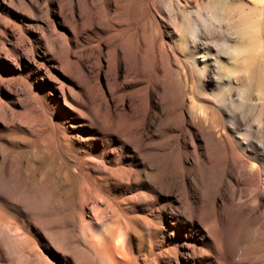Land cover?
I'll use <instances>...</instances> for the list:
<instances>
[{
  "label": "rangeland",
  "instance_id": "rangeland-1",
  "mask_svg": "<svg viewBox=\"0 0 264 264\" xmlns=\"http://www.w3.org/2000/svg\"><path fill=\"white\" fill-rule=\"evenodd\" d=\"M215 2L185 0L177 7L165 0H0V144L11 167L1 173L9 183L0 189L8 201L0 202V264H25L31 248L46 258L62 248L69 236L60 231L67 203L54 180L67 169L75 172L70 183L76 192L87 190V219L97 203L114 240L121 241L127 217L162 215L169 225L190 216L183 185L188 173L172 170L152 152L159 147L178 152L196 170L198 156L209 152L201 130L208 124L199 123L197 130L184 134L177 108L182 96L206 107L211 92L197 79L179 74L172 55L179 48L182 22L193 21L197 10ZM254 2L233 0L228 20L215 26L211 36L225 63L236 56L225 49V41L231 46L247 42L241 29L259 13L252 10ZM262 93L264 73L259 69L233 92L235 98L248 99L242 115L254 130L264 121L258 117ZM152 94L162 111L150 106ZM259 136L264 141V131ZM33 148L41 150L36 159ZM153 164L165 169L157 199L148 191L155 175L143 167ZM122 168L143 173L139 180L145 187L127 186ZM51 179L54 196L49 200L45 192ZM191 198L198 200L197 195ZM221 216L223 254L238 261L237 222L229 211ZM170 227L162 247L146 243L140 252L135 243L133 254L140 252L145 261L164 250L167 262L177 257L179 264H194L184 245L192 223Z\"/></svg>",
  "mask_w": 264,
  "mask_h": 264
},
{
  "label": "bare ground",
  "instance_id": "bare-ground-1",
  "mask_svg": "<svg viewBox=\"0 0 264 264\" xmlns=\"http://www.w3.org/2000/svg\"><path fill=\"white\" fill-rule=\"evenodd\" d=\"M165 1L173 2L177 7L185 3V0H176L175 3L174 0ZM232 1L216 0L209 6L211 8H206L205 11L203 8L197 10L193 21H183L182 33L178 35L179 48L177 47L172 55L177 61L179 74L197 79L205 92H211V99H206V107H197L193 100L182 96L177 108L182 116L184 134L197 130L199 123L208 124L207 128L201 129L207 135L208 154L198 156L200 169L196 170L188 159L178 152L160 147L152 152L154 159L169 163L172 170L188 173L187 177H183V185L192 211L190 216L177 217L169 225L165 224L162 215L127 217L128 223L121 235L123 245L118 244L121 241L114 240L112 233L103 226L105 213L97 203L93 202V215L87 219V190L77 193L70 183V179L75 177V172L70 169L60 171L56 173L54 181L59 183L67 203V217L60 231H65L69 236L63 242L62 248L57 253L49 251L47 258L37 254L36 248L30 247L26 253L25 264H179L174 255L171 263L167 262L164 250L148 256L145 261L140 260V252L146 243L152 246H158L161 242L164 244L167 233L171 234L170 225L178 227L184 220L192 223L189 235L185 236L186 241L183 242L189 247L194 264H264V141L259 136L260 130L264 131V121L261 120L258 130L247 126L242 112L243 108L248 106V99L244 96H233L237 84L248 80L254 69L264 73V4H257L260 0H255L252 10L259 13L241 29L242 36L247 40L245 44L240 42L231 46L228 41L224 42L225 49L236 54L234 59H227L225 63V57L217 51V45L211 35L217 23L228 20ZM222 70H226L227 74L222 73ZM260 100L262 107L258 117L262 118L264 93ZM150 106L155 111L163 110L158 98L153 94L150 96ZM219 124L223 125L222 130L218 129ZM39 153L40 148H35L32 157L36 159ZM160 166L143 165L146 172L155 175L148 190L152 194L150 197L154 199L158 197V184L163 180L165 170ZM10 168L4 146L0 144L2 190L9 182L1 177V173L6 175ZM119 171L126 177L127 186L137 183L139 187H145L139 180L143 173L140 175V172L132 168H122ZM41 175L43 176L42 173ZM52 179L48 180L45 192L49 200L54 196ZM193 195H197V201L191 198ZM208 195L211 197L206 201ZM0 202L8 203L4 195L0 196ZM222 210L229 211L237 222L235 241L237 253L241 255L238 261L230 260L223 254ZM135 243L140 251L137 256L133 254ZM152 248H147L151 254Z\"/></svg>",
  "mask_w": 264,
  "mask_h": 264
}]
</instances>
